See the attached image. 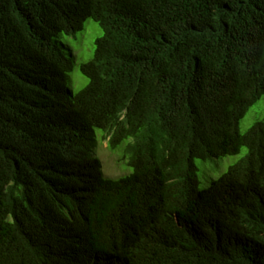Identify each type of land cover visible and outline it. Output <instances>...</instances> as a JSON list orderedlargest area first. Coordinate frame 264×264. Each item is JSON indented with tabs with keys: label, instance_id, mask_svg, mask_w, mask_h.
I'll use <instances>...</instances> for the list:
<instances>
[{
	"label": "trees",
	"instance_id": "1",
	"mask_svg": "<svg viewBox=\"0 0 264 264\" xmlns=\"http://www.w3.org/2000/svg\"><path fill=\"white\" fill-rule=\"evenodd\" d=\"M89 18L74 91L59 40ZM263 100L264 0H0V264H264ZM99 130L133 172L104 175Z\"/></svg>",
	"mask_w": 264,
	"mask_h": 264
},
{
	"label": "rangeland",
	"instance_id": "2",
	"mask_svg": "<svg viewBox=\"0 0 264 264\" xmlns=\"http://www.w3.org/2000/svg\"><path fill=\"white\" fill-rule=\"evenodd\" d=\"M104 31L100 24L92 18L87 19L83 29L75 34L62 35L59 43L65 54L72 53L76 65L70 73V84L74 91H79L84 88L89 79L82 74L80 66L84 62H88L94 56L96 48V40L102 37ZM264 115V100L262 104L257 102L252 105L240 122L241 132H245L257 119ZM102 132L98 131V146L96 155L102 161L104 175L111 178H117L132 172V166L126 167L128 158L124 160L123 150L110 148L107 143L101 138ZM247 153V148L243 147L237 155H226L213 159L194 160L197 167L198 182L200 188H208L212 180L219 178L224 174L229 165L237 158Z\"/></svg>",
	"mask_w": 264,
	"mask_h": 264
},
{
	"label": "clouds",
	"instance_id": "3",
	"mask_svg": "<svg viewBox=\"0 0 264 264\" xmlns=\"http://www.w3.org/2000/svg\"><path fill=\"white\" fill-rule=\"evenodd\" d=\"M122 110L121 111H117V112H114V113H109L108 111H107V108H106V111H105V113L106 114H108L109 116H114L115 115V117L114 118H108V120H107V127H108V129H109V131H113L116 127H118V125L119 124H121V123H123V120L124 119H129V111H128V109L127 108H121ZM254 124V123H253ZM252 124V125H253ZM251 125V126H252ZM128 126V125H127ZM250 126V127H251ZM249 127V128H250ZM248 128V129H249ZM247 129V130H248ZM239 130H240V123H239ZM240 132H241V130H240ZM242 133H245V132H242ZM110 134V133H109ZM110 136H111V134H110ZM110 136H105V137H103L102 136V134H101V138L103 139V141L104 142H106L107 143V141H108V144H109V146H110V148H112V149H119V150H123V153H124V160H125V158H128V162L127 161H125L126 162V167L127 168H129V166H128V164L130 165V160H129V154H132L133 152L131 151V150H129V145H131V144H133V142H134V139H129V138H127V139H124L122 142H120V141H117V140H115V146L114 145H112L111 144V137ZM107 140V141H106ZM97 146H98V134H97V145H96V147H95V155H96V148H97ZM96 157H97V155H96ZM98 158V157H97ZM99 159V158H98ZM100 160V159H99ZM101 161V160H100ZM102 162V161H101ZM102 168H103V165H102ZM133 168V167H132ZM133 170H134V168H133ZM133 170H132V172H133ZM104 173V172H103ZM131 173V172H130ZM129 173V174H130ZM127 175V174H126ZM196 175H197V172H196ZM125 176V175H124ZM107 177V176H106ZM196 178V177H195ZM220 178V177H219ZM173 181H179V183L181 184V185H183V180H184V177L183 178H174V179H172ZM172 180H170V181H172ZM215 180H218V178L217 179H214V180H212V183H213V181H215ZM197 181H198V175H197ZM212 183H211V185H212ZM211 185L208 187V188H201V189H209L210 187H211ZM198 186H199V182H198ZM200 188V187H199ZM194 203L196 202L195 200L193 201ZM152 205L153 204H150V203H148V209L150 210V208L152 207Z\"/></svg>",
	"mask_w": 264,
	"mask_h": 264
},
{
	"label": "bare ground",
	"instance_id": "4",
	"mask_svg": "<svg viewBox=\"0 0 264 264\" xmlns=\"http://www.w3.org/2000/svg\"><path fill=\"white\" fill-rule=\"evenodd\" d=\"M159 113V112H158Z\"/></svg>",
	"mask_w": 264,
	"mask_h": 264
}]
</instances>
